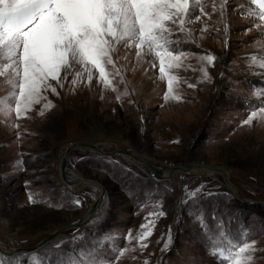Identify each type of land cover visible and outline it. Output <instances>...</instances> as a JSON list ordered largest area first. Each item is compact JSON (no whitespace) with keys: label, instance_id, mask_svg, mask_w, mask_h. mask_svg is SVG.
<instances>
[{"label":"rangeland","instance_id":"rangeland-1","mask_svg":"<svg viewBox=\"0 0 264 264\" xmlns=\"http://www.w3.org/2000/svg\"><path fill=\"white\" fill-rule=\"evenodd\" d=\"M259 12L252 0H200L193 13L200 19L170 37L169 47L183 53L177 67L166 68L170 90L156 57L138 56L134 45L124 44L112 53L115 67L105 65V78L93 68L91 79L82 73L73 85L72 71L62 87L51 82L56 93L47 89L19 116L13 88L0 76V247L16 251L0 252V264H219L220 251L227 255L233 245L253 241L249 264H264ZM72 142L100 150L77 147L68 154L65 181L88 183L76 192L57 169ZM116 151L133 152L166 175L192 164L213 174L155 179ZM100 188L86 224L25 251L56 229L79 224Z\"/></svg>","mask_w":264,"mask_h":264},{"label":"snow or ice","instance_id":"snow-or-ice-1","mask_svg":"<svg viewBox=\"0 0 264 264\" xmlns=\"http://www.w3.org/2000/svg\"><path fill=\"white\" fill-rule=\"evenodd\" d=\"M252 3L259 5L264 21V0ZM199 4L200 0H0V58L5 61L0 76L13 88L17 115L39 103L47 89L56 93L51 82L62 87L72 71L73 85L82 73L91 79L93 68L105 78V65L115 67L112 53L118 44L134 45L138 56L154 55L170 90L173 78L166 68L177 67L183 55L169 47L170 37L184 32L192 19H200L193 14ZM206 59L211 63L214 58ZM254 243L233 245L235 251L230 248L227 255L220 251L219 264H249Z\"/></svg>","mask_w":264,"mask_h":264},{"label":"water","instance_id":"water-1","mask_svg":"<svg viewBox=\"0 0 264 264\" xmlns=\"http://www.w3.org/2000/svg\"><path fill=\"white\" fill-rule=\"evenodd\" d=\"M77 147H80V148H88V149L94 150L95 152H100V150L95 145L90 144V143L72 142V143L66 145L65 151L63 153V156L61 158L60 165H59V178H60V181L62 182V184H64V186L66 188L67 187H70V186H73V185L76 184V183H69V182H66L65 181L64 170H65V167H66V158H67L68 154L71 152V150H73L74 148H77ZM115 153L122 154V155H126V156L132 158L133 160H135L136 162H138L139 164L145 166L146 168H148L150 170V172L152 173V176L155 179H163L164 178L162 176V173L163 172L157 170L155 167H153L152 165H150L145 160L141 159L139 156H137L133 152L116 151ZM107 155H111V154H107ZM192 167L193 168H197V169H205V170L211 169V168H209L207 166L196 165V164L195 165L192 164L190 166V168H192ZM190 168L185 169V168H182V167H175V168H172L171 172L172 173H176L177 172V173H180L182 175V173H184V174L185 173H190ZM214 171L222 175V177H223L226 185L230 188V190L233 192V194H236L233 186L226 179V176H225L224 172L222 170H219V169H215ZM171 172L168 175H170ZM179 178H180V176H179ZM81 184L83 185L84 183H81ZM85 184H88V183L85 182ZM76 185H78V184H76ZM102 196H103V190L100 191L99 197L93 203L91 212L85 218H83L82 221L79 224H76L74 226H64L62 228H58V229L54 230L47 238H45L41 242H39L36 246H34L32 248H29V249H27L25 251L26 252H32V251L40 248L41 246H43L46 242H48L51 239H53L54 237H56L59 233H62L64 231L69 230V229H72V228H78V227H81L82 225L86 224L93 217L94 212H95V210H96V208H97V206H98V204H99ZM240 201H245V200L240 199ZM0 252L3 255L8 256V255L14 254L16 251H13V253H10V254H5L4 252H2V248L0 247Z\"/></svg>","mask_w":264,"mask_h":264},{"label":"bare ground","instance_id":"bare-ground-1","mask_svg":"<svg viewBox=\"0 0 264 264\" xmlns=\"http://www.w3.org/2000/svg\"><path fill=\"white\" fill-rule=\"evenodd\" d=\"M66 147V146H65ZM65 147H64V151H65ZM62 156H63V152L59 155V157H58V165H57V169H59V165H60V161H61V158H62ZM210 170H212V169H209V170H205V169H197V168H191L190 169V173H193V174H196V173H201V172H207V174H209V175H212L213 174V172L212 171H210ZM171 174H172V172H171ZM170 174V175H171ZM225 174V173H224ZM162 176L165 178V177H168V175H166V174H163L162 173ZM225 176H226V179H227V175L225 174ZM85 185V184H84ZM82 186V184H78V185H73V186H70V187H67V189H69L70 191H72V192H76L79 188H76V187H81ZM100 190H102V188H100ZM91 210H92V208L88 211V214L91 212ZM87 214V213H86ZM87 214V215H88ZM86 215V216H87ZM86 216H83V218H85Z\"/></svg>","mask_w":264,"mask_h":264}]
</instances>
